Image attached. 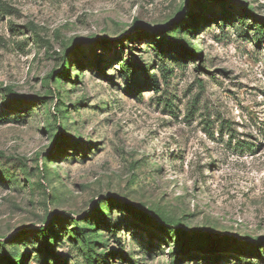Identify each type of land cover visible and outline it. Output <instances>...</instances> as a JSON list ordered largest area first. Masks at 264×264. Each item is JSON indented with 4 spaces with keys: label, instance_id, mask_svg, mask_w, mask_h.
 I'll list each match as a JSON object with an SVG mask.
<instances>
[{
    "label": "rangeland",
    "instance_id": "1",
    "mask_svg": "<svg viewBox=\"0 0 264 264\" xmlns=\"http://www.w3.org/2000/svg\"><path fill=\"white\" fill-rule=\"evenodd\" d=\"M90 256L264 264V0H0V264Z\"/></svg>",
    "mask_w": 264,
    "mask_h": 264
},
{
    "label": "trees",
    "instance_id": "2",
    "mask_svg": "<svg viewBox=\"0 0 264 264\" xmlns=\"http://www.w3.org/2000/svg\"><path fill=\"white\" fill-rule=\"evenodd\" d=\"M183 52H185V54H186V56L188 57H194V56H196L195 54V52L193 51V49H192V47L191 46H189V45H185V46H183ZM158 219H161V218H158ZM162 220V219H161ZM163 223L165 224V225H167V224H169V223H167V222H165V221H163ZM182 232H184V231H182ZM188 238H192V236H190V235H188L187 236ZM90 260H91V264H95V259L93 258V256H90Z\"/></svg>",
    "mask_w": 264,
    "mask_h": 264
}]
</instances>
